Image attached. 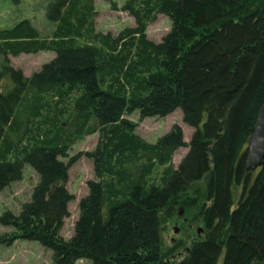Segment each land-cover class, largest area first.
Returning <instances> with one entry per match:
<instances>
[{
  "label": "trees",
  "instance_id": "1",
  "mask_svg": "<svg viewBox=\"0 0 264 264\" xmlns=\"http://www.w3.org/2000/svg\"><path fill=\"white\" fill-rule=\"evenodd\" d=\"M41 6L43 28L33 17L0 24V193L26 166L39 178L20 213L0 214L11 230L0 242H40L52 264H264V165L246 168L264 107V0H126L136 24L119 33L98 29L95 0ZM160 14L172 25L156 42L147 28ZM42 51L56 56L30 76L12 64ZM178 109L195 129L189 142L177 124L150 142L128 118ZM94 134L93 149L70 155ZM81 155L94 178L66 238ZM182 207L198 209L202 234L167 246Z\"/></svg>",
  "mask_w": 264,
  "mask_h": 264
},
{
  "label": "rangeland",
  "instance_id": "2",
  "mask_svg": "<svg viewBox=\"0 0 264 264\" xmlns=\"http://www.w3.org/2000/svg\"><path fill=\"white\" fill-rule=\"evenodd\" d=\"M41 0H23L20 5L21 10H15L16 5L8 3L6 0H0V17L2 26L13 25L16 20L23 17H33L42 28L46 25L44 19V9L41 6L39 11H35L36 5ZM126 0H95L99 11L97 17L98 29L104 32L119 33L129 26H135V19L122 8ZM37 15V16H36ZM36 16V17H35ZM19 17V18H17ZM13 20V21H12ZM172 25L171 19L160 14L158 19L151 23L147 28L150 39L160 42L170 31ZM56 53L53 51H42L36 54H21L12 56L11 61L14 67L23 70L30 76L39 71L45 63L50 62ZM128 118L138 123L137 131L150 142H157L174 125H180L185 132V140L189 142L195 129L184 122L183 112L178 109L173 114L165 118L149 117L140 119L139 112L128 115ZM98 141V134L87 136L79 140L72 148L70 155L74 156L86 152L95 147ZM188 148H181L174 157L175 164L181 162L187 154ZM94 178L93 162L85 155L71 167L68 182V188L74 195V200L70 203L71 216L66 219L62 234L70 238L74 233V225L79 215L80 199L88 193V181ZM37 173L26 166L24 176L21 181H17L8 186L0 193V214L7 210L20 213L22 206L31 200L32 190L38 182ZM183 208V207H182ZM198 209L183 210L176 220L172 221L165 232V241L167 246L176 244L180 239L185 240L189 245L193 240L201 236L203 225L194 222ZM11 231L7 227L0 226V235ZM178 231V232H177ZM184 248L178 251V254L184 253ZM181 255V254H180ZM0 264H52V251L37 241L18 239L11 244L0 242ZM76 264H86L85 260H80Z\"/></svg>",
  "mask_w": 264,
  "mask_h": 264
},
{
  "label": "water",
  "instance_id": "3",
  "mask_svg": "<svg viewBox=\"0 0 264 264\" xmlns=\"http://www.w3.org/2000/svg\"><path fill=\"white\" fill-rule=\"evenodd\" d=\"M264 165V107L261 110L257 124L252 136L248 141L247 148V171H256L259 167ZM184 208L181 209L182 215ZM202 229H200V232ZM178 232V231H177Z\"/></svg>",
  "mask_w": 264,
  "mask_h": 264
}]
</instances>
